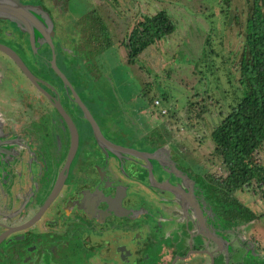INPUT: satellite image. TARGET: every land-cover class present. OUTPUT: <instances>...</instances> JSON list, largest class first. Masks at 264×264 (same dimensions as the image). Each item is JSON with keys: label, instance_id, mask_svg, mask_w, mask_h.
<instances>
[{"label": "flooded vegetation", "instance_id": "af4514ba", "mask_svg": "<svg viewBox=\"0 0 264 264\" xmlns=\"http://www.w3.org/2000/svg\"><path fill=\"white\" fill-rule=\"evenodd\" d=\"M63 5L0 0V264H259L208 168H172L162 139L135 145L130 121L71 79L72 45L79 64L94 57L82 22L71 46L61 36ZM157 118L140 121L154 130Z\"/></svg>", "mask_w": 264, "mask_h": 264}, {"label": "rangeland", "instance_id": "374dc122", "mask_svg": "<svg viewBox=\"0 0 264 264\" xmlns=\"http://www.w3.org/2000/svg\"><path fill=\"white\" fill-rule=\"evenodd\" d=\"M62 1L63 7L56 12V16L62 18L55 19L64 21V32L60 34L70 40L68 46L74 41L72 32L80 26V20L89 10L101 17L110 40L97 55L88 52L94 58L85 66L82 62L79 64V52L76 51L74 57L72 45L70 51L68 49L72 62L71 79L73 73L78 74L83 79L81 88L88 89V95L95 96L102 109L116 118L118 125L130 121L135 145L146 146L142 145L146 135L151 144L162 139V150L169 149L171 156L167 155L174 159L170 164L172 168L179 159L185 165L194 163L208 168L214 178L220 176L224 170L213 152L209 131L239 93L232 72L241 43L240 25L244 19L245 0H230L227 6L221 0ZM160 8L168 13L174 29L148 44L133 63H127L121 38L140 13ZM56 29L60 31V27ZM152 95L166 108V113L157 116L162 125L154 130L144 126L140 121L143 116L137 114L138 109L143 108L146 118H157L147 115V110L154 107L150 102ZM197 110L203 112L201 117L197 116ZM137 124L147 132L138 134ZM126 128L129 129L128 125ZM249 158L256 168L264 165V142ZM233 194L255 214L243 227L255 241L256 248L264 250V195L255 182ZM241 250V247L237 248L235 256L239 257ZM235 252L234 249L232 253ZM248 260L245 254L243 261ZM256 262L264 264V258L256 259Z\"/></svg>", "mask_w": 264, "mask_h": 264}, {"label": "trees", "instance_id": "16d2710c", "mask_svg": "<svg viewBox=\"0 0 264 264\" xmlns=\"http://www.w3.org/2000/svg\"><path fill=\"white\" fill-rule=\"evenodd\" d=\"M221 1L227 6L230 0ZM245 3L240 25L241 43L232 72L239 93L209 131L213 152L224 170L213 178L212 190L220 193L223 202L229 200L228 204L216 202L215 205L228 208L227 215L233 224L246 223L255 217L248 206L237 200L235 191L255 182L264 195V165L256 168L249 158L264 142V0H245ZM80 22L91 54H98L110 44L101 17L92 10ZM174 27L163 8L140 13L121 38L126 62L133 63L140 51L169 34ZM153 98L152 95L150 102ZM200 110H197L199 117L203 113Z\"/></svg>", "mask_w": 264, "mask_h": 264}, {"label": "crops", "instance_id": "0c3cea01", "mask_svg": "<svg viewBox=\"0 0 264 264\" xmlns=\"http://www.w3.org/2000/svg\"><path fill=\"white\" fill-rule=\"evenodd\" d=\"M149 105H150V103H149ZM152 107V106H151ZM148 111V113H147V115L148 116H154V115H156L155 117H157V116H159V114L160 113H158V111L156 110V108H154V107H152L151 109H149V110H147ZM137 113L140 115H144V116H146V113H145V111L143 110V108L142 109H138V111H137ZM162 115V114H161ZM147 117V116H146ZM157 120H160L159 119V117L157 118ZM161 122H162V120H160Z\"/></svg>", "mask_w": 264, "mask_h": 264}, {"label": "built area", "instance_id": "2783aa9c", "mask_svg": "<svg viewBox=\"0 0 264 264\" xmlns=\"http://www.w3.org/2000/svg\"><path fill=\"white\" fill-rule=\"evenodd\" d=\"M152 104L154 105V107L156 108L158 113H160V114L166 113V108L164 106H162V104L158 98H153Z\"/></svg>", "mask_w": 264, "mask_h": 264}, {"label": "water", "instance_id": "95a60500", "mask_svg": "<svg viewBox=\"0 0 264 264\" xmlns=\"http://www.w3.org/2000/svg\"><path fill=\"white\" fill-rule=\"evenodd\" d=\"M87 116H88V119H89V120L91 121V123H92V126H93V128H94V131L97 133L95 123L93 122V120H92V118L90 117L89 114H87ZM171 164H172V162H171ZM163 186H165V187H167V188H169L170 190H173V191H175V192H180L179 189H178V187H176V186H175V187H174V186H170L168 183H165V182H164Z\"/></svg>", "mask_w": 264, "mask_h": 264}]
</instances>
